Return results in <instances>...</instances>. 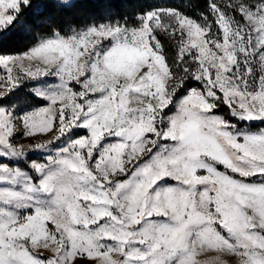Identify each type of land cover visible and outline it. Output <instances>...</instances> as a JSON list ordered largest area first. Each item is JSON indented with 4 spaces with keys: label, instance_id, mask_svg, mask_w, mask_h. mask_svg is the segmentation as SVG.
<instances>
[{
    "label": "snow or ice",
    "instance_id": "6c2138e0",
    "mask_svg": "<svg viewBox=\"0 0 264 264\" xmlns=\"http://www.w3.org/2000/svg\"><path fill=\"white\" fill-rule=\"evenodd\" d=\"M80 2L0 0V264H264V0Z\"/></svg>",
    "mask_w": 264,
    "mask_h": 264
},
{
    "label": "trees",
    "instance_id": "16d2710c",
    "mask_svg": "<svg viewBox=\"0 0 264 264\" xmlns=\"http://www.w3.org/2000/svg\"><path fill=\"white\" fill-rule=\"evenodd\" d=\"M147 3H159L161 5L172 3H185V0H143ZM91 11L89 0H81L75 8L54 7L50 10L52 22L61 27H67L69 24H77L87 12ZM12 42H9L11 46ZM2 46V45H0Z\"/></svg>",
    "mask_w": 264,
    "mask_h": 264
},
{
    "label": "rangeland",
    "instance_id": "374dc122",
    "mask_svg": "<svg viewBox=\"0 0 264 264\" xmlns=\"http://www.w3.org/2000/svg\"><path fill=\"white\" fill-rule=\"evenodd\" d=\"M21 101L23 102V93L21 94Z\"/></svg>",
    "mask_w": 264,
    "mask_h": 264
}]
</instances>
